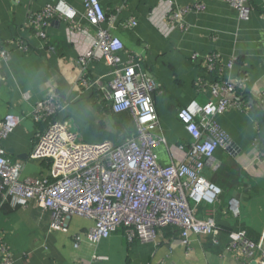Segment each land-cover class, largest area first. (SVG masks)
<instances>
[{
    "label": "crops",
    "instance_id": "obj_1",
    "mask_svg": "<svg viewBox=\"0 0 264 264\" xmlns=\"http://www.w3.org/2000/svg\"><path fill=\"white\" fill-rule=\"evenodd\" d=\"M66 1L78 11L77 27L51 20L45 29L46 44L52 48L49 51L29 25V17L56 0H0V45L8 49V57L0 59V119L7 113L24 117L3 140L6 155L22 163V178L49 174L47 161L30 157L42 125L29 115L32 105L51 89H56L62 102L58 118L84 142L120 143L133 130L129 113L111 111L108 91L79 83L83 72L88 81L98 79L105 84L111 78V67L102 58L88 59L85 65L78 62L97 28L84 19L79 0ZM98 1L106 14L101 27L124 45L121 61L133 58L156 82L155 133L163 136L164 143L152 152L159 164L181 161L192 142L177 111L193 100L199 104L207 100L216 71H206L205 56L212 52L220 55L221 76L247 77L238 95L248 98L250 106L227 109L215 117L231 140L229 147H218L204 167L205 178L221 189L219 200L196 209L198 217L210 215L219 225L214 235L218 243H213L212 237L191 234L187 248L176 228L161 230L155 241L129 242L119 228L97 245L83 240L75 247L74 235L84 233L92 224L90 220L72 216L67 231L51 230L48 209L35 201L25 206L6 202L0 203V239L8 246L13 264H247L235 248L228 247L227 233L243 231L249 240L264 245V97L259 99L264 92V0H248L251 10L246 20L238 18L227 0ZM197 3L203 8H192L184 15V30L168 27L165 14L169 4ZM131 19L135 25L129 24ZM17 39L26 42L27 51L17 48ZM231 198L239 202L237 217L227 213ZM93 253L107 259L97 261Z\"/></svg>",
    "mask_w": 264,
    "mask_h": 264
},
{
    "label": "built area",
    "instance_id": "obj_2",
    "mask_svg": "<svg viewBox=\"0 0 264 264\" xmlns=\"http://www.w3.org/2000/svg\"><path fill=\"white\" fill-rule=\"evenodd\" d=\"M83 17L89 25L97 28L90 47L78 58L82 65L88 59H105L111 67V78L101 84L98 79L88 81L83 72L78 81L85 87L98 86L111 95L110 109L113 113H129L133 130L120 143L102 140L84 142L80 136L67 128L58 118L62 102L56 89L32 105L29 118L41 124L36 133L30 157L47 161L49 174L44 177H21L23 165L6 155L2 141L21 123L23 116L7 113L0 119V203L10 202L25 206L35 201L51 211L50 229L67 231L68 220L81 216L92 222L84 232L74 235L75 247L83 241L97 245L119 228L131 242L155 241L161 230L176 228L180 242L190 247V235L212 237L217 225L210 216L196 215L203 203H216L221 189L207 180L204 167L218 147L231 144L228 134L215 117L227 109H247V99L238 95L244 89L247 77L235 79L221 76L220 55L212 52L204 57L208 73H220L209 84V96L203 104L191 101L177 111V118L192 142L184 158L169 165L157 162L152 149L164 143L162 135L156 134L158 117L153 102L156 82L150 78L138 62L128 57L125 62L119 53L124 51L121 39L101 24L106 20L98 0H79ZM237 11L238 18L246 20L250 14L248 0H227ZM192 8L200 10L203 4L178 6L169 4L165 18L169 28L185 29L183 17ZM77 9L66 0L47 4L29 17V25L45 49L52 51L47 43L46 28L53 19L75 25ZM111 18V17H110ZM135 20L129 21L135 25ZM19 50L27 51L26 42L16 40ZM196 55H194L195 57ZM8 57V49L0 45V59ZM231 66V63L228 64ZM201 85V79L197 81ZM241 97V98H240ZM264 97V92L259 99ZM227 213L237 217L239 202L231 198ZM228 247L235 248L247 259V264H264V245L249 240L243 231L229 232ZM97 261L106 256L93 253ZM0 264H13L10 250L0 239ZM79 264V263H73Z\"/></svg>",
    "mask_w": 264,
    "mask_h": 264
},
{
    "label": "trees",
    "instance_id": "obj_3",
    "mask_svg": "<svg viewBox=\"0 0 264 264\" xmlns=\"http://www.w3.org/2000/svg\"><path fill=\"white\" fill-rule=\"evenodd\" d=\"M219 75V73H217V74H214L213 75V77L215 78L216 76H218ZM220 228H219V225H217V228H216V231L217 230H219ZM216 231H215V233H216ZM232 231V230H231ZM215 233H214V235H215ZM228 235H229V231H228V233H227ZM229 237V236H228ZM247 238H248V236H247ZM230 240V239H229Z\"/></svg>",
    "mask_w": 264,
    "mask_h": 264
},
{
    "label": "water",
    "instance_id": "obj_4",
    "mask_svg": "<svg viewBox=\"0 0 264 264\" xmlns=\"http://www.w3.org/2000/svg\"><path fill=\"white\" fill-rule=\"evenodd\" d=\"M2 145L5 146V141H2Z\"/></svg>",
    "mask_w": 264,
    "mask_h": 264
}]
</instances>
